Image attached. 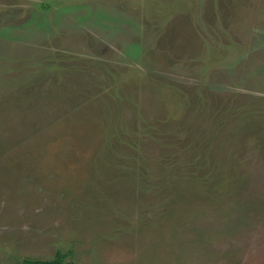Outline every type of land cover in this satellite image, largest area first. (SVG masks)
<instances>
[{
  "label": "rangeland",
  "instance_id": "obj_1",
  "mask_svg": "<svg viewBox=\"0 0 264 264\" xmlns=\"http://www.w3.org/2000/svg\"><path fill=\"white\" fill-rule=\"evenodd\" d=\"M264 264V0H0V264Z\"/></svg>",
  "mask_w": 264,
  "mask_h": 264
},
{
  "label": "trees",
  "instance_id": "obj_2",
  "mask_svg": "<svg viewBox=\"0 0 264 264\" xmlns=\"http://www.w3.org/2000/svg\"><path fill=\"white\" fill-rule=\"evenodd\" d=\"M28 264H75L72 262L65 261V255L59 253L57 257L50 261H26Z\"/></svg>",
  "mask_w": 264,
  "mask_h": 264
}]
</instances>
